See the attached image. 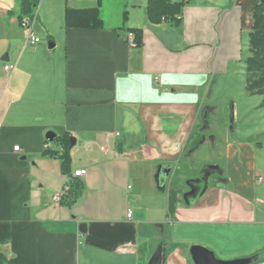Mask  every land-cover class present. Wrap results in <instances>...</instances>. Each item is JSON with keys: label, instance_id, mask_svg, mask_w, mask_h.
Instances as JSON below:
<instances>
[{"label": "crops", "instance_id": "crops-1", "mask_svg": "<svg viewBox=\"0 0 264 264\" xmlns=\"http://www.w3.org/2000/svg\"><path fill=\"white\" fill-rule=\"evenodd\" d=\"M109 1L40 0L26 30L0 0V264H195L193 246L264 264V97L246 92L260 0H189L178 26L150 22L149 0L107 21ZM100 3L103 30L66 28ZM48 133L75 140L70 175ZM78 171V199L57 201Z\"/></svg>", "mask_w": 264, "mask_h": 264}, {"label": "trees", "instance_id": "trees-1", "mask_svg": "<svg viewBox=\"0 0 264 264\" xmlns=\"http://www.w3.org/2000/svg\"><path fill=\"white\" fill-rule=\"evenodd\" d=\"M188 2L189 0L179 3H173L169 0H149L147 7L149 20L152 23H158L162 19H168L172 20L178 26L180 24L178 17ZM39 3L40 0H20L21 24H23L24 20H27L30 26L34 24ZM126 20L127 13L125 12L123 14V22H126ZM253 21L252 33L250 34L251 57L246 61V92L249 96L259 95L264 97V0H260L259 4L253 8ZM65 26L68 29L103 30L104 21L101 14V3L97 9L84 11L67 10ZM128 32L129 34H134L135 46L142 47V32L140 30H128ZM262 107H264V102ZM230 125L233 128V115L231 116ZM53 142H58L63 146V154L59 158L62 162L63 173L70 175L71 139L69 136L63 138L56 137ZM45 153L51 156L56 155L50 151ZM82 187L83 183L80 180H71L70 191L67 193L69 195L67 199L69 206L74 204L78 199ZM254 257L256 256L252 258Z\"/></svg>", "mask_w": 264, "mask_h": 264}, {"label": "water", "instance_id": "water-1", "mask_svg": "<svg viewBox=\"0 0 264 264\" xmlns=\"http://www.w3.org/2000/svg\"><path fill=\"white\" fill-rule=\"evenodd\" d=\"M52 48V46H50ZM56 138L55 134L48 133L46 139L49 142H53ZM75 146V140H71V148ZM209 170L211 171H218L219 167L211 166L209 167ZM86 225L83 224L81 226V232L85 233ZM190 255L194 261L195 264H252L255 258H247V259H239V260H233V261H222L217 259L215 254L201 246H193L190 248ZM161 256L157 255L155 256L150 264H160Z\"/></svg>", "mask_w": 264, "mask_h": 264}, {"label": "built area", "instance_id": "built-area-1", "mask_svg": "<svg viewBox=\"0 0 264 264\" xmlns=\"http://www.w3.org/2000/svg\"><path fill=\"white\" fill-rule=\"evenodd\" d=\"M22 27L26 30H30L32 26L29 25V22L27 20H24L23 24H22ZM28 41L32 44V45H36L40 42V39L37 38L36 36H33L32 34H29L28 36ZM128 43L131 45V46H134L135 45V36L134 34H129L128 35ZM12 70L11 67L9 66H6L5 67V71L6 72H10ZM45 150L46 151H49L50 148H51V143L49 141H46V144H45ZM14 151L15 152H19V147H16L14 148ZM87 174L86 171H78V172H75L74 174L71 175V178L69 179L68 183L64 186L63 190L57 194L56 196V200L57 201H61L63 197H65L67 195V193L70 191V186H71V180H79L80 178H83L85 177ZM128 219H131L132 215H131V212L129 211L128 212V215H127Z\"/></svg>", "mask_w": 264, "mask_h": 264}, {"label": "rangeland", "instance_id": "rangeland-1", "mask_svg": "<svg viewBox=\"0 0 264 264\" xmlns=\"http://www.w3.org/2000/svg\"><path fill=\"white\" fill-rule=\"evenodd\" d=\"M107 7H108L107 11L103 12V18L108 21L110 19L112 20L113 18L114 8L121 9L123 7V0H110L109 5ZM206 153L209 154V152L208 151L206 152V150L204 149L202 151V154L200 155L201 156L200 158L204 159ZM210 166L211 165H209V167Z\"/></svg>", "mask_w": 264, "mask_h": 264}]
</instances>
